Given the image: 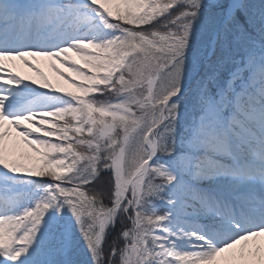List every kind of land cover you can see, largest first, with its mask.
Instances as JSON below:
<instances>
[{
    "label": "snow or ice",
    "instance_id": "obj_1",
    "mask_svg": "<svg viewBox=\"0 0 264 264\" xmlns=\"http://www.w3.org/2000/svg\"><path fill=\"white\" fill-rule=\"evenodd\" d=\"M0 264H264V0H0Z\"/></svg>",
    "mask_w": 264,
    "mask_h": 264
},
{
    "label": "rangeland",
    "instance_id": "obj_2",
    "mask_svg": "<svg viewBox=\"0 0 264 264\" xmlns=\"http://www.w3.org/2000/svg\"><path fill=\"white\" fill-rule=\"evenodd\" d=\"M40 63H41V66L44 67L45 71L53 78L54 83H58L59 85L63 86L66 90L73 91L72 86L69 85L66 81H63L58 77H55V74L52 72V69L50 67V63H51L50 61L41 60ZM23 72L27 75L35 77V73L31 72L30 69H23Z\"/></svg>",
    "mask_w": 264,
    "mask_h": 264
}]
</instances>
